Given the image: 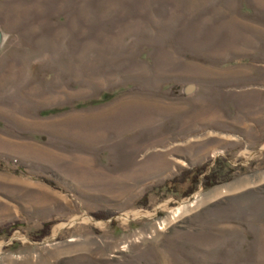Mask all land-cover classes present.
Segmentation results:
<instances>
[{"label":"rangeland","instance_id":"rangeland-1","mask_svg":"<svg viewBox=\"0 0 264 264\" xmlns=\"http://www.w3.org/2000/svg\"><path fill=\"white\" fill-rule=\"evenodd\" d=\"M3 227L0 264H264V0H0Z\"/></svg>","mask_w":264,"mask_h":264},{"label":"trees","instance_id":"trees-1","mask_svg":"<svg viewBox=\"0 0 264 264\" xmlns=\"http://www.w3.org/2000/svg\"><path fill=\"white\" fill-rule=\"evenodd\" d=\"M207 167H208V165H203L201 167H195V168L190 169L188 171H183L180 175L179 180L174 177L172 180L166 182L165 185L170 184V182H173V181H175V182L176 181L180 182L183 180L185 181L188 179V176H190L194 180L198 175L205 173V172L207 173V175L204 174L205 175L204 176V186L205 187H210V186L219 184L220 182L224 181V180H220L217 176V174L219 173V170L221 169L220 168L221 166L217 170H214L212 168L207 169ZM10 230H12V227L0 228V236L2 234H8L10 232Z\"/></svg>","mask_w":264,"mask_h":264},{"label":"bare ground","instance_id":"bare-ground-1","mask_svg":"<svg viewBox=\"0 0 264 264\" xmlns=\"http://www.w3.org/2000/svg\"><path fill=\"white\" fill-rule=\"evenodd\" d=\"M157 164V163H156Z\"/></svg>","mask_w":264,"mask_h":264}]
</instances>
